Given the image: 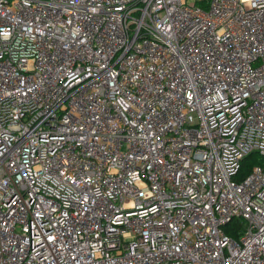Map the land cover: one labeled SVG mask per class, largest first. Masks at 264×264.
I'll list each match as a JSON object with an SVG mask.
<instances>
[{"label":"built area","instance_id":"built-area-1","mask_svg":"<svg viewBox=\"0 0 264 264\" xmlns=\"http://www.w3.org/2000/svg\"><path fill=\"white\" fill-rule=\"evenodd\" d=\"M0 264H264V0H0Z\"/></svg>","mask_w":264,"mask_h":264},{"label":"trees","instance_id":"trees-1","mask_svg":"<svg viewBox=\"0 0 264 264\" xmlns=\"http://www.w3.org/2000/svg\"><path fill=\"white\" fill-rule=\"evenodd\" d=\"M255 156H249L246 161V172L249 170L252 165L251 158ZM244 223L239 219H233L225 226V231L227 234L231 235L234 238H238L239 235L243 232Z\"/></svg>","mask_w":264,"mask_h":264}]
</instances>
